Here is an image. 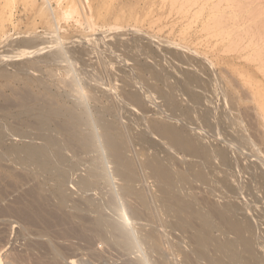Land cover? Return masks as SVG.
Returning a JSON list of instances; mask_svg holds the SVG:
<instances>
[{"label": "rangeland", "instance_id": "rangeland-1", "mask_svg": "<svg viewBox=\"0 0 264 264\" xmlns=\"http://www.w3.org/2000/svg\"><path fill=\"white\" fill-rule=\"evenodd\" d=\"M146 1H147V3H146ZM171 1L172 0H167V1L166 0L165 1L164 0L163 1H161V0H48V1L47 0H44V1L43 0H0V64H1L0 65V72H5L9 76H11L9 79H6L4 76H1V74H0V95H1L0 96V105H1L0 107H3L6 104L7 100H9V99L11 100V98L13 99L14 95L12 92L22 91V89L26 88V86H28L35 94H39V95L45 93V91L47 89V91L50 93L51 96L53 95L56 97V101H57L59 106H66V107L67 106H73L75 104V100L77 101V96H78V94H76V92L74 91L73 86H71L72 80L75 76L76 80L80 84L79 86L81 88H83V90H84L85 100H87L86 105H88V107H86V108L88 109L90 107L88 110L93 117H96L97 114L100 113L99 111L102 110L103 107L110 106L112 108V112L109 114L110 116H107V118L109 120H113V122H115L119 126L120 129L122 128V130L125 132V134H127L126 136L129 138V139L128 138L127 139L129 141V143L131 144V145L129 144L130 145L129 148H131V150H132L131 151L129 149L127 152V155L128 156L130 155L129 156L130 158H132L134 156V158L137 159L134 162H137V161L139 162V163L138 162L137 163L139 165L138 167H140V168L137 167V163H135V164H136L137 169H139V170H137V172L141 170L142 173L141 172L140 173L142 175H140V173L138 172V176L140 178V181L138 178L136 180V182L134 183V187L135 188L137 187L136 189H139L140 191H143L146 194L149 191L148 194L151 195V198L147 194L148 200L150 199V201H151V199H152V203H153V204L150 203L149 209H150V213L154 214V217H153V215L150 214V218L153 217L154 219L152 218V220L151 219L141 220V222H140V220H136L135 221L136 223L134 224V229H135V231H137L138 234L144 233V231H149V230H154V231H156V233L158 231V234L161 235L160 238L159 237L158 238L162 239L165 243L167 242V244L169 243L168 245L170 248L168 247L167 244L165 245V243L163 241L159 240V241H161L160 243L164 244L162 250H164V249L167 250L168 248H169V250L171 249L170 251L167 250L168 252L163 251V255L166 256L167 261L172 263V264H181V263L183 264L184 258H185L184 256L187 255L188 252L189 253L193 252V249H194V243L192 241V238H190V235H189V233L190 234L192 233L191 235H193L194 230H190L186 234L180 230H177V229H174L173 227H171V223H170L171 219L169 217H167V215L162 211V208H161L160 203H159L160 202L159 200L162 197V193L158 189L157 181L155 179H153V177L149 174L150 172L148 170H146V169L143 170V166H144L143 161L146 159V157L147 158H159L162 161H167L170 164V166H171V168H172V170H173V172L177 178V182H179L178 180H180V178H186V180H185L186 182L185 181L179 182L178 188L179 187H180L179 189L183 188L181 190V192L183 193V196H185L184 197L185 199L190 200L193 203H195V204H193V203L192 204H193V207L196 211L202 212L206 215H210V217H213V223L215 222L214 223V225H215L214 230L215 231H213L212 234L217 241L225 242V241H229V239H230V241H232L235 238V237H233V233L228 230V225L224 222L223 219H225V218L227 219L229 217L227 220L232 222V223H234V222L235 223H237V222H242V223L248 222L249 223L250 222V223H252V224L249 223L250 225H253V222H255L253 225V227L255 229L254 236H252V235L251 236L254 240V245H255L254 247L256 249L255 253H256V255L259 256L258 258H260L261 263L264 264V261H262L264 259V247H263L264 246V219H263L264 218V216H263L264 215V191H263L264 190V179L262 178V175H263L262 173H264L263 172V170H264V166H263L264 165V163H263L264 162V153H263L264 152V145L261 143V140H259V133L256 130V127L250 123L251 121L254 122V115L252 113V111H253L252 105L248 104V106L242 107L241 110H236L235 112L237 114L236 113L233 115L231 114V116L233 118L235 117L237 120L240 118L238 120V123L241 122L240 120H242V122H244V123H242V122L240 123V124H243L242 126L241 125H239V127L234 126V128L231 127V129H230L228 126L224 125V123H223L224 113H222V110L224 112V109L218 108V107H220V104L222 103V102H220V101H222L221 91H220V88H218V87L223 86L221 83V76L220 77L219 76H214V77L213 76H206L207 78L205 76H203V78L201 76H196V77L195 76H180L181 75V69H180V66H178L179 62L177 61L179 58V55H178V51H176V49H175L176 45H178L180 43L179 40L181 37L182 29H184V28L187 29L193 22H195V26L193 24L192 29L189 30V34L194 33L195 31H200L202 28L201 27L202 21L205 22V20H207V18H209L210 15L213 16V14H214V15H218V16L221 15L222 16V14H223L222 20L224 21V27L229 32H232L233 36L225 38V41H227L228 43L224 42V40H221L222 37L220 39L217 38L218 40L213 39V41L217 43V48H220V49L223 48L225 51L227 50L226 51L227 54H225V56H228V57L233 59V61L231 60L229 62V64L226 65L227 69L228 68L235 69L237 72H245V73L250 72V76H245V77L251 78L253 81V85L246 86L242 90L241 95L243 94L242 96L245 97V94L247 93V95H248V90H250L251 88H256L259 85H264V0H236V1L233 0L234 2L231 0H230L231 2L230 1L227 2L228 0L227 1L221 0L222 2L219 1V3H216V2H218V0H208V1L207 0H201V1L198 0L199 5L195 6L194 7L195 9L192 10L193 14H194V11L200 10L199 8L201 6H203V7L205 6V8L201 9L202 15L199 16L198 20L191 18L192 14L186 15L184 12L182 14V10L180 11V13H178L179 6L176 4H175L176 6L175 5L172 6L173 2L171 3ZM46 2H49V4ZM205 3H207V4H205ZM215 3L218 4L217 8L219 6V9H220V10H216L217 12L216 11L213 12V10H214L213 8L216 6ZM225 3H227V4H225ZM233 3H235V4H233ZM213 4H215V5H213ZM43 5H44V7H43ZM151 5H152V7H151ZM211 5H212V7L213 6L214 7L212 8ZM171 6L174 8H172ZM226 6L229 7L230 9L228 8V10H226L227 9ZM231 6H233V7H231ZM241 6H244V7L241 8ZM50 7L52 9L53 14L55 13V17H57V18H55L54 15H49ZM224 7H225V9H224ZM238 7H240V8L238 9ZM46 8H48V9H46ZM171 9L173 10V13H172ZM175 10L177 11L176 13H175ZM231 10H232V12H231ZM210 12H211V14H210ZM46 16H48V17H46ZM242 17H243V20H242ZM252 18H254L253 21L251 20ZM224 19H227V20L225 21ZM56 20H57V22H56ZM189 20H192V21H189ZM196 21H197V23H196ZM230 22H231V24H230ZM55 23L57 25H55ZM52 32H53V34H51ZM56 32H58V33H56ZM237 34H238V37H237ZM55 38H56V40H55ZM34 39L39 41L38 43H36L37 46L35 45L36 48L33 46V47H27L25 49V47H24L25 43H27L29 40H34ZM25 40H26V42H25ZM51 40H52V42H51ZM250 40L252 41V43H248V42H250ZM171 41H173V42H171ZM234 41H235L236 45L232 44V43H234ZM237 42H238V44H237ZM55 43H57V45ZM242 43H243V45H242ZM49 44L52 46H50ZM230 44H232L231 48L230 47L228 48V45L230 46ZM240 44L242 46H240ZM251 44H252V46H251ZM253 45L254 46L256 45V46L254 47ZM49 46L52 48H50ZM234 46H235V48L237 46V48L235 49ZM46 47L50 48L51 50L50 49L45 50ZM243 47H244V50H243ZM43 48H45V49H43ZM53 48H55V50ZM167 48H168V50H167ZM225 48H227V49H225ZM233 48L235 49L236 53H235V51L234 52L232 51V50H234ZM60 50L64 51V52H61ZM170 50L172 51L171 53H173L174 55H172V54L170 55ZM58 52L60 54H58ZM138 52H139V56L137 55ZM86 53H87V56H86ZM65 54H67V55H65ZM92 54L93 55L95 54V56L93 57ZM230 54H232V55H230ZM62 56L64 57V59H66V58L67 59L63 60ZM166 56H167V58H166ZM174 56L176 57L175 59L173 58ZM248 56H249V58H248ZM84 57H86V58H84ZM93 58L95 59V62L93 61L94 60ZM97 58H98V60H97ZM242 58H244V59H242ZM246 58H248V59H246ZM260 59H263V60L261 61ZM39 60H41V61H39ZM106 60L108 62H106ZM96 61L99 63H97ZM173 61H175V62H173ZM84 62H86V63H84ZM196 62H198V61L196 60ZM150 63H152V64H150ZM174 64H175V66L177 65V67H174ZM236 64H238V65H236ZM241 64H244V65L246 64V65L244 67V65L241 66ZM151 65H152V68H150ZM253 69H254V71H252ZM19 70H20V73H19ZM27 70H29L31 72V74L30 73H28V74L24 73V72H27ZM178 74H180V75H178ZM127 77H129V78H127ZM209 77H210V79L212 77L211 81H210ZM224 77H227V79L231 80L232 82H233V80H235V82H236L237 77H238V80H241L239 78L240 76H232V75L227 74V76H224ZM201 79H203L204 81ZM193 80H194V82H193ZM198 80L202 81L203 84L200 81L199 82L201 84L197 83ZM218 80H220V82ZM38 81L40 82L39 85H37V83H36ZM185 82H186V85H189V86H186ZM209 82H211V83H209ZM129 83H132V84H129ZM208 83L210 85L213 84V86L216 83L215 85L217 86V89L215 86L212 89V86H209ZM218 83H220L221 85ZM199 84H200V86H199ZM233 84H234V82H233ZM42 85H44V86H42ZM90 86H92V87H90ZM148 86L150 89L148 88ZM195 86L196 87L198 86V87L196 88ZM203 86H205V87H203ZM130 87H131V89H130ZM166 87H167V89H166ZM176 87H177V89H176ZM200 87L202 89H200ZM71 88H73V89H71ZM182 88H184V90ZM204 88L208 92L203 91ZM195 89H196V93H194ZM215 89L217 90V92H219V91L220 92L218 94H217V92L215 93V91H216ZM199 90H200V92H199ZM62 91L65 92V94H63ZM130 91L132 93L139 95V97L142 99V103H140L139 106H138V104H134V106H133L134 102H132V104L130 103V101H131L129 99V94L131 93ZM197 91L199 93L204 92L203 94L206 96V97H204L202 94V99L206 98V99H204L206 102L201 100L202 102H204L206 105L207 104H209V106L211 105L210 107H212V108L215 107V113L217 112L215 114L217 116L214 117L215 119L213 117H211V115L209 114L210 113V111H209L210 107H209V109L206 108L208 110H206L204 108L205 109V111H204V110H202V108L200 109V107L198 108L197 106H195L192 99H190V97L193 98L192 96H195V95H190V94H193V93L197 94L198 93ZM211 91H212V93H211ZM69 92H70V94H69ZM66 93H68L67 98L65 96ZM89 94L94 96V100H91L88 97V96H90ZM108 94H110V96ZM111 95L113 96L112 99L114 101H112V99L109 98V97H112ZM219 95H221V96H219ZM69 96H71V98H69ZM213 96H215V97H213ZM62 97H63V100H62ZM162 97H165V98H162ZM72 98H74V99H72ZM60 99H61V102H59ZM95 99H98V102ZM110 99H111V101H110ZM209 99H210V101H209ZM213 99H216V100H213ZM211 100H213L212 101L213 103L211 102ZM68 101H69V103H68ZM165 101H167V102H165ZM189 102H191V103H189ZM96 103H98L100 106ZM167 103H168V105H167ZM2 104H3V106H2ZM103 105H105V106H103ZM170 105H171V107H170ZM187 105L190 107H188ZM136 106H138V107H136ZM143 106H144V108H146V109H143L145 111L147 110L146 112L142 110ZM169 107L172 108L173 113L171 112L172 111L171 109L169 110ZM195 107L198 108V110ZM249 107H251V108H249ZM98 108H100L99 111L97 110ZM115 109H117V110H115ZM118 109L120 111H118ZM139 109L142 111H140ZM183 109L185 110V112ZM199 109H200V112L198 113ZM12 110H14V109H12ZM181 110H182V113L178 112ZM187 110H188V112H187ZM193 110H196L197 112L195 111V113H194ZM216 110H219V111L221 110V111L219 112ZM116 111L118 112V114H117L118 117H115V115L117 113ZM175 112H176V114H175ZM202 112L203 113L207 112L209 117L208 116L206 117L205 115H207V114L206 113L203 114ZM94 113L96 115H94ZM249 113L252 114L253 119H252L251 115H249ZM113 114H115V115H113ZM177 114H178V116L175 117V115H177ZM182 114H183V117H181ZM187 114H188V116H185ZM198 114H200V115H198ZM179 115H181L180 118H182V120L185 117L184 118L185 121L184 120L182 121L178 118L179 119L178 120L179 122H178L177 117H179ZM193 115H195V116H193ZM201 116H205V119L203 120L204 117H201ZM231 116H229V117H231ZM232 117L230 118V120L233 121L234 119ZM249 117H250V119H249ZM9 118H10L9 116H5V114L0 111V120H2V122H0L1 124H10L11 125L12 121L14 123L16 122V119L10 118V120H9ZM115 118L118 121H116ZM165 118H166V120H164ZM187 118H188V120H187ZM189 118H191V119H189ZM218 118H219V120L217 121ZM168 119H170V120H168ZM171 119L172 120L174 119V121H172ZM197 119H198V121H197ZM148 120H151L152 122L159 121V122L165 123V124L169 122V124H167V125L174 126V128H176L177 130H179L181 132L184 130L185 132L184 131L182 132L183 135L185 134L184 135L185 137L190 138L197 145L201 146L203 152L198 154V155H192L190 152L187 153L185 151L180 150L179 148L176 147L175 143H173L172 141H170L168 139L163 140V138H161L159 136H158V138L155 137L156 135L151 128V121H148ZM189 120L191 122H189ZM213 120L215 123H213ZM227 120H229V118ZM162 121H165V122H162ZM171 121L173 124L171 123ZM216 122H218L219 124ZM245 122H247V123L245 124ZM204 123L207 126L204 125ZM213 124L215 126H213ZM227 124H228V122H227ZM210 125H211V127L212 126L214 127V129L212 128L211 131H210L211 127L209 128ZM218 125H220V126H218ZM254 125H255V123H254ZM122 126H124V127H122ZM202 126H204V127H202ZM182 127H183V129H182ZM215 127L218 128L217 129L218 133H220L222 130L223 134L220 133L222 135L218 136L219 134L216 133ZM250 127H251V129H253L254 132L250 129ZM252 127H255V128H252ZM149 128H150V130H149ZM234 129H236V130L233 131ZM238 129H240L241 131H239ZM243 129H245L246 132H244ZM213 130L215 131V134H214ZM228 130H230V131L232 130L233 132H230ZM208 131H210L211 134L213 133L212 134L213 137L210 134V132H208ZM225 131H228V133L230 132V134H228V136H226L227 132H225ZM236 131H238V132H236ZM232 133H237L238 135H239V133L241 135H242V133H244V134L246 133V134H248L247 135L248 138L249 139L251 138L250 140H253L255 137L254 140L257 139L258 141L256 143V141L253 140L250 142V144H248V142L250 140L246 139L247 136L243 134L242 136H244V137L246 136L245 138L241 136L243 138V140L244 141H245V139L247 141L249 140L248 142L245 141L246 143L244 142L245 143V146H244V144L242 143L243 142L242 138L240 136H238L237 134H232ZM205 134L208 135L209 139L206 138ZM252 134L254 136L253 138H252ZM203 135H204V137H203ZM229 135L230 136L233 135V136H231L232 138ZM201 136L203 139H205L204 141L202 139H200ZM210 136H211V138H210ZM214 136H216V138L218 137L217 139L220 138V140H217ZM236 136L239 139L241 138L242 142H240V143H242L244 148H242V146L239 145L240 143L236 140V138H235ZM256 136H258V137H256ZM133 137L135 138L136 141L134 140ZM221 137L222 138L224 137V138L221 139ZM226 137H227V139H226ZM233 137L235 139H233ZM149 138H151L157 144L155 142H154V144H152V140ZM230 139H233L235 142L234 141H233L234 143L231 141L228 142ZM137 140L139 141L138 143H136ZM225 141H226V143H225ZM219 142H221V144ZM236 142L238 143V145ZM141 143L143 145H141ZM158 143H161V145L158 146ZM222 143H223V145H222ZM251 143H253L254 145L251 146L252 145ZM138 144L141 146H138ZM224 144H226V145H224ZM232 144H234V145L236 144L235 147H234V145H233V147L235 148V150L237 152L233 149V147H231ZM256 144H258V146ZM156 145L158 147H156ZM165 145H167L168 147L171 146V147H169L170 150L169 149L168 150L173 151V152L172 153L171 152L169 153V151L167 152L166 148H168V147ZM208 145H209V147H208ZM228 146H230V147H228ZM246 146H248V148ZM236 147L242 148V149L239 148V149H241L240 152H239V149H237ZM245 147L247 149H245ZM159 148H161L163 152ZM254 148L256 149V151H257V149H259V151L256 153L258 155V157H260L259 160H257L258 158H256V159L252 158V157H257V156H253V152H254V155L256 152V151H253ZM163 149H166L165 150L166 152ZM230 149H232L233 152ZM243 149H245V151H243ZM250 149H252V150L246 151V150H250ZM174 150H176V151L174 152ZM222 150L228 151V155L230 156L232 171L234 170L235 165L239 162V165L237 164L238 166H236L235 170L233 171L234 174L230 170L231 167L229 169L230 171H228V167L224 166V163L222 162V160H220L221 158H219L220 157L219 151H222ZM129 151H131V153ZM138 151H140V156L142 155L141 157H139V153H137ZM241 151H242V153H241ZM161 152H162V154H161ZM178 152H179V154H178ZM209 152L211 155L209 154ZM247 152L249 154H247ZM144 153L146 156L144 155ZM182 153H184V154H182ZM215 153H216V155H214ZM232 153H234L233 157L231 155ZM260 153H263V154H260ZM245 154L248 157L250 156L251 159L246 157ZM189 155H190V157H189ZM239 155H240V157H239ZM244 156H245V158H244ZM182 157H184V158H182ZM187 157H189V158H187ZM214 157H216V158H214ZM261 157H262V159H261ZM139 158L142 160H140ZM197 158H200L202 160V162H201V160L199 159V161L202 164L198 161ZM212 158L215 159V162ZM233 158H234V160L231 161V159H233ZM243 158H244V160H243ZM196 159H197V161H196ZM203 159H204V161H203ZM246 159H250L253 162L256 160V162L254 164H253V162H251L252 163V165H251V163L250 162L248 163V160H246ZM260 159L262 161L261 164L262 163L263 164L262 165L260 164V166H259V164H256V163L260 162ZM72 160L74 161V159H72ZM216 160H218V161L216 162ZM237 160H238V162H235ZM240 160H241V163H240ZM177 161H178V163H175ZM11 163L16 165V161L13 158H10V161L4 162V165H5L4 167L6 168V166H8V168H9V166L11 165L14 168L13 169L11 167L13 170H15L19 173H22V174H24V173L26 174V172L22 171L20 168H18L17 165L15 166V165H12ZM81 163L78 165V167H79L78 169L81 171H79L76 168L75 170L70 172L71 176L69 175V181L71 182V184L69 183L70 185L67 186V190L70 194L71 201L69 202L70 206L67 205L68 208L66 207L65 211L70 212L72 210L73 205L76 203L77 205H79L80 210L83 208L81 210V213H80L81 215L85 214V213H88L86 215H89V212H87L88 208H86L87 206L85 205L84 200H82L83 198L88 197V198H91L92 201L95 199L94 200L95 203H101V202L103 203V201L105 203L108 200V197H107V195L102 194L103 193L102 190L92 189L89 192L84 194V192H81L75 186V184L80 179V174L86 175L87 170H88V166H89L88 162L84 161ZM242 164L243 165L245 164V165L243 166ZM82 165H84V166H82ZM190 165H191V168H190ZM205 165H207V166H205ZM221 165H222V167H221ZM250 165L253 167H250ZM233 166H234V168H233ZM255 166H256V169H255ZM205 167H207L208 169ZM237 167H240V168L237 170ZM260 167H261L262 171L260 169L259 170L257 169ZM223 168H225V169H223ZM241 168H244V170L243 169L241 170ZM249 168H250V170H249ZM252 168H254L255 170ZM219 169H220V171H219ZM185 170H187V171H185ZM251 170H253V171H251ZM257 170L259 171V173L257 172ZM27 171L30 173L31 169H29ZM237 171L240 173H241V171L243 172V174L239 173L240 179H238V175H236L238 173ZM244 171H245V174H244ZM247 171L250 172V174L247 173ZM82 172H86V173H82ZM145 172H146V174H145ZM147 172H148V174H147ZM200 172H202V173H200ZM222 172L225 176L222 175ZM252 172L254 173V175H251ZM203 173H204V175H202ZM218 173H220V174H218ZM229 173L231 174V177H230ZM246 173H247V175H246ZM83 175H81V177ZM199 175L201 177L203 176L204 178L202 177L203 178L202 179ZM227 175H228V177H226ZM42 176H44V177H42ZM218 176H219V178H218ZM243 176H244V179H243ZM252 176L254 179H252ZM32 177H31V175H29V176L27 175V180H24V181L18 178L22 182H20L17 179V181H19L20 183L18 184L16 181V186H15V184L13 185V182L11 181V179L6 178L4 175H2V177L0 176V264H23V262H24V264H43L40 262L44 259L46 260V262H48L45 264H49L51 261L50 262L48 261V259H47L48 256H46V254L44 253V252H46L45 250L44 251L38 250L39 252L37 250L36 251H28L27 246H26L31 242V240H32V243L35 241L39 242L42 240V239H40V237H38V235H36V233L39 231L40 232L44 231L46 233L48 232L50 234V237H49V234L47 233V237H45L46 239L44 238L43 240L48 241L49 239H47V238H50L49 241L50 242L53 241L52 244L56 248L59 249V251L61 253V257L63 256V258H64V259L60 258L61 259L60 264H72L71 262L68 263L69 259H73L72 260L73 264H130L131 262L129 261V259L131 261H133L131 258H134V261H135V259L139 256V254L135 250H134V253L133 252H126L125 253V251L119 249L117 246H114V245L112 247H111V245L106 246V245H103L102 242H100V241L98 242V244L95 243V244H97V247H96V245H95V247L94 246L92 247L89 243H87L88 244L87 245L86 242H84V241L81 242L82 240L80 241L78 238L75 239V237L63 239V237H61V235L57 234V232L61 233L60 231L62 230V228H60V227L58 228V226H55V224L52 226L50 224V228L51 229L53 228L52 230L49 228V226L47 227V225H44V226L41 224L37 225V226L35 225L36 228H35V226L31 227V229L33 230L35 235L34 234L33 235H25L26 237L21 235L19 232L23 226V224H22L23 221L18 219V218H14L16 216H13V215L6 216L5 215L6 207L7 208L9 206L11 207V204H12V206H14L15 204H16L15 206H17L18 202L20 200H22L23 202L26 201L25 199H27L26 202L30 201V197L26 196V194L30 190L29 189L30 187L33 188L35 185H37L38 181L39 182H48L47 186H46L47 189L45 191V194L50 196L49 199L50 198L52 199V201H51V199H50V201L48 200L49 203L51 204V206L53 205V202H54L53 198L51 197V194L49 192V190L53 186V182L48 181L47 175L40 173V174H38V177L35 180H34V177L33 178ZM70 177H71V179H70ZM146 177H148V178H146ZM150 177L153 179L152 182H151L152 179ZM142 178H144V179H142ZM149 178H150V181L148 183ZM191 178H192V180H191ZM228 178H229V180H228ZM249 178H251L252 180L250 179L251 180L250 181ZM206 179H207V181H205ZM142 180H144V184H143ZM121 181H122L121 178H119L117 176L115 178V176L113 174V188L116 186L118 187L121 184H123V182L121 183ZM154 181H156V182H154ZM32 182H33V184H32ZM187 182H189V183H187ZM118 183H120V184H118ZM154 183H155V185H154ZM246 183L248 185H246ZM253 183H254V185H253ZM139 184H142V185L139 186ZM147 186H149V187H147ZM246 186L247 187L249 186V188L252 187V189L248 188L249 189L248 190V189H246ZM255 186H256V188H255ZM71 187L72 188L74 187V189H72ZM196 188H198V189L196 190ZM76 189H78V191ZM144 189H147L148 191L144 190ZM198 190H200V191L198 192ZM247 190H248V192H247ZM101 191H102V193H101ZM115 191H117V189H115ZM231 191H232V193H231ZM25 192H26V194H25ZM90 192L92 193V195L94 194L95 196H93V197L89 196ZM242 193L245 194L246 196L243 195ZM155 194H156V196H154ZM253 194H255V195H253ZM85 195H87V196H85ZM198 198H200V199H198ZM256 198H258V199H256ZM74 199H75V201H74ZM99 199H100V201H99ZM79 200L81 201V203H79L80 202ZM251 200H253V201H251ZM76 201H79V202H76ZM116 201H117V199H116ZM202 201H204V203H201ZM83 202H84V204H83ZM209 202L212 206H210ZM133 203H135V202L133 201ZM219 204H221V205L219 206ZM83 205H84V207H82ZM195 205H197V206H195ZM136 206L138 207V204H136ZM215 206H217V208L220 209L222 212L220 210H218ZM238 206H239V208H238ZM212 207H214V208H212ZM215 208L219 211V213H216L217 210ZM153 209H155V210L152 211ZM207 210H209V211L207 212ZM212 210H214V211H212ZM245 210H246V215H242V213L245 214ZM213 212H214V214H213ZM247 212H249V213L252 212L253 214L249 215ZM218 214H220V216ZM213 215L218 216V217H214ZM251 215H253V216H251ZM157 216L159 217L160 222L157 220L158 219ZM155 218L157 221L155 220ZM218 219L220 221H218ZM262 219H263V221H262ZM153 220H155L154 222H159V224L154 223ZM137 222H139V223H137ZM140 223H142L143 225ZM160 223H161V226H160ZM259 223H260V225H258ZM156 224H157V226H156ZM222 224L226 225V227L224 225L222 226ZM255 224H257V226ZM156 227H159L160 229H157ZM43 228H45V229H43ZM161 228H163V229H161ZM257 228H259V230ZM40 229H42V230H40ZM48 229H49V231H48ZM59 229H61V230H59ZM165 229H168V230L165 231ZM161 230L162 231L164 230L165 233L162 232ZM177 231L180 232V233L178 232L179 235L176 234ZM164 234H166V235H164ZM169 234H172V235H169ZM257 234H259L258 237H257ZM167 235H169V236H167ZM261 235H262V237H261ZM179 236H181V237H179ZM247 236L251 237L249 233L247 234ZM33 237H35V238H33ZM191 237H193V236H191ZM166 238H168L169 240H171L170 238H172V240L170 242H168V240ZM258 238L259 239L263 238V240L261 239L262 242ZM28 240L30 242H28ZM77 240H79V241H77ZM176 241H178L179 243H177ZM190 241H192V242L190 243ZM54 243L57 245H55ZM99 243H100V245H99ZM181 243H183V244L181 245ZM260 243H262V246L260 245ZM183 245H186L187 247L184 246V248H183ZM60 246L63 248V250ZM69 246H71V248ZM100 246L102 248H104L105 246L107 248L109 247V248H111V250H113V252L112 251L110 252V249H107V248H106V250L102 249ZM256 246H257V248H256ZM88 247L91 251L88 249ZM260 247L262 248L261 251H260ZM93 248L94 249L96 248L97 250H94ZM177 249L179 250V252ZM102 250H105V251L103 252ZM72 251H73V253H70ZM118 251L121 253H119ZM262 251H263V255H262ZM22 252H24V253H22ZM41 252H43V253H41ZM98 253H99V255L95 256V254H98ZM106 253H108V255ZM117 253H118V255H123V256L121 257L118 255H112V254H117ZM31 254H33V255H31ZM43 254H45V255H43ZM67 254H70L71 256H69ZM15 255H18V257ZM212 255L216 259L224 260L226 262L228 261V258L226 256H222L220 254H215V253ZM22 257H24V259H27V260L26 261L21 260V259H23ZM128 257H129V259H128ZM14 258H16V260L12 261V260H14ZM17 258H20V259H17ZM117 258H119V259H117ZM20 260H21V262H20ZM49 260H51V259H49ZM126 261H127V263H126ZM179 261H180V263H179ZM175 262H177V263H175ZM201 262H205L204 264H206V263L210 264L206 260L205 261L202 260ZM236 264H241V263H236Z\"/></svg>", "mask_w": 264, "mask_h": 264}, {"label": "bare ground", "instance_id": "bare-ground-1", "mask_svg": "<svg viewBox=\"0 0 264 264\" xmlns=\"http://www.w3.org/2000/svg\"><path fill=\"white\" fill-rule=\"evenodd\" d=\"M44 1V0H43ZM48 1V0H47ZM163 1V0H161ZM165 1V0H164ZM167 1V0H166ZM201 1V0H200ZM208 1V0H207ZM222 2L221 0H218L219 3ZM227 1V0H225ZM230 0H228L227 2H229ZM233 1V0H231ZM230 1V2H231ZM236 1V0H234ZM233 1V2H234ZM145 2V1H144ZM160 2V1H159ZM173 2V3H172ZM45 3V2H44ZM49 4V2H46ZM147 3V1H146ZM171 3L173 4L172 6H174L175 4L179 6V10L178 13H180V11L182 10V14L183 12L187 15V14H192L191 18L198 20L199 16L202 15V8H205V6H201L199 9L200 10H196L194 11V14L192 13V10L195 9L194 7L199 5L198 4V0H172ZM170 3V4H171ZM200 3V2H199ZM215 3V4H216ZM243 3V2H242ZM207 4V3H205ZM210 4V3H209ZM213 4V5H215ZM222 4V3H221ZM227 4V3H225ZM235 4V3H233ZM238 4V3H237ZM175 5V6H176ZM202 5V4H201ZM217 5L213 8L212 5L211 7L214 9V11L216 10H220L219 6L217 8ZM243 5V4H242ZM50 6V5H49ZM171 6V7H172ZM207 6V5H206ZM221 6V5H220ZM246 6V5H245ZM44 7V5H43ZM42 7V8H43ZM89 7V6H88ZM152 7V5H151ZM170 7V8H171ZM227 7V6H226ZM233 7V6H231ZM244 6H241V8ZM174 8V7H172ZM207 8V7H206ZM217 8V9H216ZM229 7H227L226 10H228ZM236 8V7H235ZM240 7H238L239 9ZM48 9V8H46ZM177 9V8H176ZM210 9V8H209ZM225 9V7H224ZM230 9V8H229ZM232 9V8H231ZM50 13L49 15H54L55 17V13L53 14L52 9L50 7ZM172 10V9H171ZM211 10V11H212ZM208 11V10H207ZM206 11V12H207ZM241 11V10H240ZM170 12V11H169ZM177 11L175 10V13ZM217 12V11H216ZM230 12V11H229ZM232 12V10H231ZM230 12V13H231ZM244 12V11H243ZM52 13V14H51ZM57 13V12H56ZM173 13V10H172ZM237 13V12H236ZM205 14V13H204ZM211 14V12H210ZM234 14V13H233ZM155 16V15H154ZM48 17V16H46ZM53 17V16H52ZM167 17V16H166ZM177 17V16H176ZM175 17V18H176ZM190 17V16H189ZM43 18V17H42ZM57 18V17H55ZM186 19V18H185ZM223 19V14L221 15H214L211 16L209 18H207V20H205V22L202 21V28L200 31H195L194 33H190L189 34V30L192 29V26L194 24L195 26V22H193L187 29H182L181 31V37H180V43L178 45H176V51H178V62L181 69V75L180 76H201L203 78V76H221V83L223 86L218 87L220 88L221 91V95H222V102L220 104V107H218L219 109H224V112L222 110V113H224L223 116V123L224 125L228 126L230 129L231 127L234 128V126H238L239 125H243L240 124L242 122V120H240L241 122L238 123V120L240 119H236L235 117L233 118L231 116V114H235L236 110H241L242 107L244 106H248V104L252 105V113L254 115V122H250L253 126L256 127V130L259 133V140H261V143L264 145V85H259L256 88H251L250 90H248V95L247 93L245 94V97L241 95L242 90L246 87V86H250L253 85V81L251 78L249 77H245V76H250V72L249 73H245V72H237L235 69H231L226 67V65L229 64V62L233 59L225 56L226 51L223 48H217V43L213 41V39H217V38H221V40L225 41V38L227 37H231L233 36L232 32H229L228 30H226V28L224 27V21ZM257 19V18H256ZM255 19V20H256ZM59 20V19H58ZM181 20V19H180ZM225 21L227 19H224ZM243 20V17H242ZM252 21L254 20V18L251 19ZM50 21V20H49ZM192 21V20H189ZM188 21V22H189ZM51 22V21H50ZM57 22V20H56ZM197 23V21H196ZM227 23V22H226ZM231 24V22H230ZM233 24V23H232ZM55 25H57L55 23ZM54 25V26H55ZM179 25V24H178ZM237 25V24H236ZM240 25V24H239ZM199 26V25H198ZM197 26V27H198ZM255 26V25H254ZM185 27V26H184ZM57 28V27H56ZM168 28V27H167ZM173 29V28H172ZM238 31V30H237ZM162 32V31H161ZM235 32V31H234ZM58 33V32H56ZM171 33V32H170ZM242 33V32H241ZM53 34V32L51 33ZM240 34V33H239ZM56 35V34H55ZM58 35V34H57ZM46 36V35H45ZM240 36V35H239ZM43 37V36H42ZM169 37V36H168ZM238 37V34H237ZM152 38V37H151ZM58 39V38H57ZM85 39V38H84ZM176 39V38H175ZM237 39V38H236ZM260 39V38H259ZM56 40V38H55ZM54 40V41H55ZM61 40V39H60ZM218 40V39H217ZM220 40V41H221ZM231 40V39H230ZM59 41V40H58ZM57 41V42H58ZM65 41V40H64ZM83 41V40H82ZM26 42V40H25ZM24 42V43H25ZM39 41L37 40H29L27 43H25V49L27 47H35V45L37 46L36 43H38ZM52 42V40H51ZM56 42V41H55ZM71 42V41H70ZM173 42V41H171ZM175 42V41H174ZM223 42V43H224ZM233 42V41H232ZM46 43V42H45ZM62 43V42H61ZM166 43V42H165ZM216 43V44H215ZM228 43V42H227ZM230 43V42H229ZM244 43V42H243ZM242 43V45H243ZM248 43H252V41L250 40V42ZM57 45V43H55ZM222 44V43H221ZM233 45L235 44L232 43ZM228 45V48H231V45ZM238 44V42H237ZM50 45V44H49ZM59 45V44H58ZM72 45V44H71ZM91 45V44H90ZM169 45V44H168ZM236 45V44H235ZM240 44V46H242ZM249 45V44H248ZM257 45V44H256ZM255 45V46H256ZM43 46V45H42ZM52 46V45H50ZM49 46V47H50ZM55 46V45H54ZM53 46V47H54ZM245 46V45H244ZM252 46V44H251ZM254 46V45H253ZM254 46V47H255ZM169 47V46H168ZM253 47V48H254ZM36 48V47H35ZM34 48V49H35ZM52 48V47H50ZM50 48H43L45 50L50 49ZM90 48V47H89ZM166 48V47H165ZM235 48V46H234ZM233 48V49H234ZM237 48V46H236ZM235 48V49H236ZM247 48V47H246ZM55 50V48H53ZM57 49V48H56ZM93 49V48H92ZM103 49V48H102ZM227 49V48H225ZM232 50L233 52L235 51ZM239 49V48H238ZM250 49V48H249ZM38 50V49H37ZM51 50V49H50ZM63 50V49H62ZM100 50V49H99ZM168 50V48H167ZM242 50V49H241ZM244 50V47H243ZM42 51V50H41ZM61 51V50H60ZM119 51V50H118ZM231 51V52H232ZM36 52V51H35ZM50 52V51H49ZM48 52V53H49ZM57 52V51H56ZM64 52V51H61ZM90 52V51H89ZM121 52V51H120ZM136 52V51H135ZM169 52V51H168ZM172 51L170 50V55H174L173 53H171ZM24 53V52H23ZM22 53V54H23ZM129 53V52H128ZM127 53V54H128ZM236 53V51H235ZM238 53V52H237ZM244 53V52H243ZM258 53V52H257ZM260 53V52H259ZM19 54V53H18ZM50 54V53H49ZM55 54V53H54ZM58 54H60L58 52ZM62 54V53H61ZM64 54V53H63ZM169 54V53H168ZM229 54V53H228ZM242 54V53H241ZM256 54V53H255ZM254 54V55H255ZM27 55V54H26ZM67 55V54H65ZM139 56V52L137 54ZM176 55V54H175ZM232 55V54H230ZM234 55V54H233ZM257 55V54H256ZM24 56V55H23ZM51 56V55H50ZM49 56V57H50ZM59 56V55H58ZM71 56V55H70ZM76 56V55H75ZM85 56V55H84ZM87 56V53H86ZM92 56L94 57L95 54ZM97 56V55H96ZM168 56V55H167ZM166 56V58H167ZM252 56V55H251ZM26 57V56H25ZM29 57V56H28ZM63 57V56H62ZM247 57V56H246ZM256 57V56H255ZM51 58V57H50ZM66 58V57H65ZM86 58V57H84ZM96 58V57H95ZM174 59L176 58L175 56L173 57ZM245 58V57H244ZM242 58V59H244ZM249 58V56H248ZM246 58V59H248ZM61 59V58H60ZM63 60L64 57L62 58ZM77 59V58H76ZM94 59V58H93ZM122 59V58H121ZM150 59V58H149ZM7 60V59H6ZM98 60V58H97ZM129 60V59H128ZM131 60V59H130ZM196 60L198 62H196ZM261 61L263 59H260ZM41 61V60H39ZM60 61V60H59ZM95 62V59L93 60ZM118 61V60H117ZM127 61V60H126ZM158 61V60H157ZM239 61V60H238ZM244 61V60H243ZM252 61V60H251ZM70 62V61H69ZM75 62V61H74ZM97 62V61H96ZM106 62H108L106 60ZM175 62V61H173ZM236 62V61H235ZM257 62V61H256ZM255 62V63H256ZM86 63V62H84ZM99 63V62H97ZM120 63V62H119ZM118 63V64H119ZM169 63V62H168ZM233 63V62H232ZM101 64V63H100ZM105 64V63H104ZM116 64V63H115ZM145 64V63H144ZM152 64V63H150ZM178 64V63H177ZM200 66H198V65ZM235 64V63H234ZM247 64V63H246ZM245 64V65H246ZM1 65V64H0ZM60 65V64H59ZM75 65V64H74ZM173 65V64H172ZM225 65V66H224ZM238 65V64H236ZM240 65V64H239ZM244 64H241V66ZM244 65V67H245ZM81 66V65H80ZM79 66V67H80ZM88 66V65H87ZM148 66V65H147ZM248 66V65H247ZM253 66V65H252ZM90 67V66H89ZM142 67V66H141ZM174 67H177V65ZM199 67V68H198ZM146 68V67H145ZM152 68V65L151 67ZM157 68V67H156ZM248 68V67H247ZM246 68V69H247ZM91 69V68H90ZM23 70V69H22ZM158 70V69H157ZM16 71V70H15ZM113 71V70H112ZM159 71V70H158ZM254 71V69L252 70ZM17 72V71H16ZM9 73V72H8ZM20 73V70H19ZM22 73V72H21ZM24 73H30L31 72L29 70H27V72ZM34 73V72H33ZM73 73V72H72ZM117 73V72H116ZM124 73V72H123ZM179 73V72H178ZM1 76H4L6 79H9L11 76H9L7 73L5 72H0ZM159 74V73H158ZM228 75H232V76H240L239 78L241 80H238L237 77V81L235 82V80H233V82L231 80H228L227 76ZM36 75V74H35ZM49 75V74H48ZM116 75V74H115ZM128 75V74H127ZM161 75V74H160ZM34 76V75H33ZM98 76V75H97ZM158 76V75H157ZM163 76V75H162ZM260 76V75H259ZM164 77V76H163ZM43 78V77H42ZM45 78V77H44ZM129 78V77H127ZM158 78V77H157ZM199 78V77H198ZM207 78V77H206ZM47 79V78H46ZM93 79V78H92ZM133 79V78H132ZM210 79V77H209ZM212 79V77H211ZM210 79V81H211ZM219 79V78H218ZM234 79V78H233ZM48 80V79H47ZM50 80V79H49ZM95 80V79H94ZM164 80V79H163ZM203 80V79H201ZM29 81V80H28ZM51 81V80H50ZM132 81V80H131ZM162 81V80H161ZM198 80L197 83H202V81ZM204 81V80H203ZM214 81V80H213ZM220 82V80H218ZM99 82V81H98ZM194 82V80H193ZM192 82V83H193ZM206 82V81H205ZM37 85L40 84V82H36ZM123 83V82H122ZM133 83V82H132ZM129 83V84H132ZM160 83V82H159ZM191 83V84H192ZM200 83V84H201ZM211 83V82H209ZM208 83V84H209ZM217 83V82H216ZM215 83V84H216ZM21 84V83H20ZM68 84V83H67ZM70 84V83H69ZM199 84V86H200ZM214 84V86L217 89V86ZM220 84V83H218ZM217 84V85H218ZM80 84L78 83V81L76 80V77L74 76L73 80H72V85L74 88V91L76 92V94H78L77 96V101L75 100V104L73 106H59L57 101H56V97L55 96H51L50 93L47 91H45V93L43 94H35L28 86H26V88L22 89V91H17V92H12L13 93V99L11 98V100H7L6 104L3 107H0V111L3 112L5 114V116H9L10 118H14L16 119V122L14 123L12 121V124H1L0 123V176L2 177V175H4L6 178L11 179V181L13 182V185L15 184L16 186V181L17 179H21V180H27V175H31V177H34V180L37 179L38 174H45L48 177V181L49 182H53V186L51 187V189L49 190L51 197L53 198V205L51 206V204L49 203L50 199L47 194H45V191L47 189V183L48 182H39L37 183V185H35L33 188L30 187L29 191H28V195L26 194V196L30 197V201L26 202L27 199H25L26 201L23 202L22 200H20L18 202L17 206H9L8 208L6 207L5 210V215H13L16 216L14 218H18L20 220L23 221V226L20 230V234L25 236V235H35V233L33 232V230L31 229V227L33 226H37V225H47V227L49 226L50 228V224L51 226L55 224V226H58V228H62L59 229L61 230V233H58L59 235H61V237L64 238H74L75 239H79L81 242H86L89 243L92 247L96 245L98 242H102L103 245H111V247L117 246L119 249L125 251L126 252H133L134 250L139 254V256L135 259L131 258L133 261H131L129 259V261L132 264H172L170 262L167 261L166 256L163 255V251L168 252L167 250H169V243L167 244V242L165 243L162 239L160 238V234H158V231L156 233V231L154 230H149V231H144V233H140L138 234L137 231H135L134 229V224L136 223V220H146V219H151L154 217V214L150 213V203H152V199L150 201V199L148 200V196L149 195V191H148V196L146 193H144L143 191H140L139 189H136L134 187V183L136 182V180L139 178L138 176V172L140 173V171L137 172V167L139 166L137 162H134L135 159L134 156L132 158H130L127 155L128 150L131 148L130 147V143L128 141V137L126 136L127 134H125V132L122 130V128L120 129L119 126L113 122V120H109L107 118V116H110L109 114L112 112V108L110 106L107 107H103L102 110H100V108H98L97 110L100 112L99 114H97L96 117H93L91 115V113L89 112V108L87 109L86 107H88V105H86V101L85 100V94H84V90L83 88H81L79 86ZM94 85V84H93ZM147 85V84H146ZM186 85V82H185ZM198 85V84H197ZM205 85V84H204ZM221 85V84H220ZM44 86V85H42ZM47 86V85H46ZM132 86V85H131ZM189 86V85H186ZM193 86V85H192ZM191 86V87H192ZM209 86H212L213 89V84ZM89 87V86H88ZM92 87V86H90ZM147 87V86H146ZM196 87V86H195ZM198 87V86H197ZM196 87V88H197ZM205 87V86H203ZM21 88V87H20ZM71 88V89H73ZM101 88V87H100ZM106 88V87H105ZM149 88V86H148ZM250 88V87H249ZM58 89V88H57ZM126 89V88H125ZM131 89V87H130ZM129 89V90H130ZM150 89V88H149ZM167 89V87H166ZM177 89V87H176ZM184 90V88H182ZM199 89V88H198ZM200 89H202L200 87ZM215 89V90H216ZM54 90V89H53ZM62 90V89H61ZM142 90V89H141ZM51 91V90H50ZM132 91V90H131ZM130 91V92H131ZM178 91V90H177ZM186 91V90H185ZM192 91V90H191ZM190 91V92H191ZM203 91H206V89L204 88ZM213 91V90H212ZM211 91V93H212ZM219 91V90H218ZM219 91V92H220ZM63 92V91H62ZM164 92V91H163ZM180 92V91H179ZM194 92V91H193ZM198 92V91H197ZM200 92V90H199ZM196 93V89L195 92L193 94L190 95H195L192 96L193 98L190 97V99H192L193 103L195 104V106H197L198 108L200 107V109L202 108V110L205 111L206 108L209 109V104H205L204 102H206L204 99H202V94L204 92L201 93ZM208 92V91H206ZM217 92V90L215 91V93ZM217 92V94L219 93ZM3 93V92H2ZM210 93V92H209ZM244 93V92H243ZM63 94H65V92H63ZM70 94V92H69ZM111 94V93H110ZM110 94H108L110 96ZM184 94V93H183ZM206 94V93H205ZM216 94V95H217ZM3 95V94H2ZM7 95V94H6ZM68 93H66V98ZM90 95V94H89ZM159 95V94H158ZM189 95V96H190ZM213 95V94H212ZM215 95V96H216ZM219 95V96H221ZM1 96V95H0ZM61 96V95H60ZM112 96V95H111ZM145 96V95H144ZM173 96V95H172ZM204 97H206L203 94ZM210 96V95H209ZM208 96V97H209ZM213 96V97H215ZM9 97V96H8ZM74 97V96H73ZM91 100H94V96L90 95L88 96ZM167 97V96H166ZM186 97V96H185ZM218 97V96H217ZM65 98V97H64ZM69 98H71V96H69ZM75 98V97H74ZM72 98V99H74ZM109 98H113L109 97ZM108 98V99H109ZM143 98V97H142ZM165 98V97H162ZM177 98V97H176ZM76 99V98H75ZM110 99V101H111ZM119 99V98H118ZM129 99L131 100L130 103L134 104H139L142 103V99L139 97V95L135 94V93H130L129 94ZM128 99V100H129ZM146 99V98H145ZM183 99V98H182ZM211 99V98H210ZM209 99V101H210ZM218 99V98H217ZM220 99V100H221ZM63 100V97H62ZM98 102V99H95ZM201 100H203L204 102H202ZM216 100V99H213ZM211 100V102L213 101ZM109 101V100H108ZM112 101H114L112 99ZM170 101V100H169ZM172 101V100H171ZM188 101V100H187ZM61 102V99L60 101ZM65 102V101H64ZM71 102V101H70ZM129 102V101H128ZM167 102V101H165ZM210 102V103H211ZM69 103V101H68ZM144 103V102H143ZM191 103V102H189ZM208 103V102H207ZM213 103V102H212ZM98 104V103H96ZM113 104V103H112ZM145 104V103H144ZM188 104V103H187ZM193 104V105H194ZM218 104V103H217ZM247 104V105H246ZM66 105V104H65ZM86 105V106H85ZM99 105V104H98ZM168 105V103H167ZM1 106V105H0ZM100 106V105H99ZM98 106V107H99ZM105 106V105H103ZM130 106V105H129ZM136 106V107H138ZM188 106V105H187ZM117 107V106H116ZM171 107V105H170ZM169 107V110L172 108ZM175 107V106H174ZM190 107V106H188ZM222 107V108H221ZM96 108V107H95ZM133 108V107H132ZM140 108V107H139ZM142 108V107H141ZM196 108V107H195ZM198 108H196L198 110ZM205 108V109H204ZM251 108V107H249ZM14 109V110H12ZM143 109H146L142 108ZM175 109V108H174ZM180 109V108H179ZM194 109V108H193ZM200 109L198 111V113L200 112ZM206 109V110H208ZM251 109V110H252ZM117 110V109H115ZM140 110V109H139ZM140 110V111H142ZM176 110V109H175ZM178 110V109H177ZM184 110V109H183ZM189 110V109H188ZM187 110V112H188ZM92 111V110H91ZM118 111H120L118 109ZM145 111V110H143ZM147 111V110H146ZM145 111V112H146ZM194 113L196 110H193ZM210 111V115L211 117H215L217 115H215V107H210L209 109ZM219 111V110H216ZM221 111V110H220ZM219 111V112H220ZM117 112V111H116ZM173 113V110L171 111ZM182 113L181 111H178ZM185 112V110H184ZM191 112V111H190ZM197 112V111H196ZM208 112V111H207ZM207 112H205L207 114ZM241 112V111H240ZM247 112V111H246ZM96 113V112H95ZM94 113V115H96ZM98 113V112H97ZM121 113V112H120ZM119 113V114H120ZM193 113V114H194ZM203 113V112H202ZM203 113V114H205ZM248 113V112H247ZM118 112L113 115H115V117L117 116ZM176 114V112H175ZM237 114V113H236ZM200 115V114H198ZM249 115L252 114L249 113ZM2 116V115H1ZM112 116V115H111ZM137 116V115H136ZM174 116V115H173ZM178 116L175 115V117ZM181 115H179V117H177V121L180 119L182 120V118H180ZM185 116H188L185 115ZM195 116V115H193ZM206 117L208 116L205 115ZM205 116H201L204 117L203 120L205 119ZM231 116L234 120H230ZM244 116V115H243ZM114 117V116H113ZM120 117V116H119ZM174 117V118H175ZM183 117V114L182 116ZM200 117V116H199ZM209 117V116H208ZM246 117V116H245ZM244 117V118H245ZM9 118V120H10ZM179 118V119H178ZM185 118V117H184ZM183 118V120H184ZM198 118V117H197ZM217 118V117H216ZM229 118V120H227ZM247 118V117H246ZM2 119V118H1ZM119 119V118H118ZM191 119V118H189ZM211 119V118H210ZM215 119V118H214ZM222 119V118H221ZM250 119V117H249ZM253 119V117H252ZM116 120V118H115ZM153 120V119H152ZM166 120V118L164 119ZM170 120V119H168ZM172 120V119H171ZM176 120V119H175ZM182 120V121H183ZM188 120V118H187ZM194 120V119H193ZM192 120V121H193ZM207 120V119H206ZM219 120V118L217 119V121ZM118 121V120H116ZM151 121V120H148ZM174 121V119L172 120ZM171 121V123H172ZM185 121V120H184ZM198 121V119H197ZM221 121V122H222ZM247 121V120H246ZM0 122H2V120H0ZM120 122V121H119ZM125 122V121H124ZM147 122V121H146ZM165 122V121H162ZM176 122V121H175ZM179 122V121H178ZM189 122H191L189 120ZM228 122V124H227ZM122 123V122H121ZM197 123V122H196ZM213 123L214 120H213ZM218 123V122H216ZM244 123V122H242ZM247 122H245L246 124ZM255 123V125H254ZM123 124V123H122ZM145 124V123H144ZM149 124V123H148ZM168 123H161L159 121H155L152 122L151 121V128L153 130V132L155 133V137L158 138L161 137L164 139H168L170 141H172L173 143H175L176 147L179 148L182 151L185 152H190L192 155H198L200 153L203 152L201 146L197 145L194 141H192L190 138H187L183 135V131H179L176 128H174V126H170L167 125ZM173 124V123H172ZM219 124V123H218ZM204 125H206L204 123ZM223 125V124H222ZM250 125V124H249ZM150 126V125H149ZM207 126V125H206ZM213 126H215L213 124ZM211 127V125L209 126L210 131L212 130V128L214 129V127ZM220 126V125H218ZM124 127V126H122ZM204 127V126H202ZM227 127V128H228ZM252 127V128H255ZM185 128V127H184ZM206 128V127H205ZM237 128V127H236ZM241 128V127H240ZM244 128V127H243ZM183 129V127H182ZM204 129V128H203ZM217 127H215L216 133L217 132ZM246 129V128H245ZM244 130V132H246ZM251 129V127H250ZM150 130V128H149ZM221 130V129H220ZM236 129H234L233 131H235ZM239 131H241L240 129H238ZM253 131V129H251ZM255 130V131H256ZM205 131V130H204ZM208 131V132H210ZM214 131V130H213ZM230 131V130H228ZM227 132L226 136H228V134H230V132H233L232 130L228 133ZM127 132V131H126ZM152 132V131H151ZM185 132V131H184ZM207 132V131H206ZM205 132V133H206ZM238 132V131H236ZM254 132V131H253ZM192 133V132H191ZM222 133V130L221 132ZM222 135V134H220ZM252 133V132H251ZM153 134V133H152ZM211 134V132H210ZM213 134V133H212ZM211 134V135H212ZM215 134V131H214ZM232 134H237V133H232ZM244 133H242L243 135ZM187 135V134H186ZM196 135V134H195ZM206 135V134H205ZM238 135V134H237ZM240 133L238 136H242ZM244 135H248V134H244ZM251 135V134H250ZM200 136V135H199ZM198 136V137H199ZM224 136V135H223ZM230 136V135H229ZM233 136V135H231ZM230 136V137H231ZM245 136V137H246ZM146 137V136H145ZM144 137V138H145ZM151 137V136H150ZM204 137V135H203ZM213 137V135H212ZM216 138V136H214ZM244 137V136H242ZM241 137V138H242ZM244 137V138H245ZM253 134H252V138H253ZM258 137V136H256ZM128 138V139H127ZM134 138V137H133ZM132 138V139H133ZM206 138H208V135H206ZM211 138V136H210ZM218 138V137H217ZM216 138V139H217ZM224 138V137H223ZM221 137V139H223ZM229 138V137H228ZM232 138V137H231ZM236 140L240 143L242 142L245 146V143L248 141L245 139V141L242 138L239 139L237 136L235 137ZM233 137V139H235ZM151 139V138H149ZM155 139V138H154ZM203 141L205 139L201 138ZM214 139V138H213ZM227 139V137H226ZM230 139L228 142H233L234 140ZM239 139V140H238ZM255 139V137H254ZM253 139V140H254ZM135 140V138H134ZM145 140V139H144ZM152 140V139H151ZM158 140V139H157ZM161 140V139H160ZM201 140V141H202ZM217 140H220L217 139ZM225 140V139H224ZM250 140L248 142V144H250L251 141ZM136 141V140H135ZM159 141V140H158ZM199 141V140H198ZM257 143V139L254 140ZM139 141L137 140L136 143H138ZM155 141L152 140V144H154ZM213 142V141H212ZM218 142V141H217ZM235 142V141H234ZM233 142V143H234ZM245 142V143H244ZM135 143V142H134ZM156 143V142H155ZM164 143V142H163ZM221 144V142H219ZM226 143V141H225ZM237 143V142H236ZM242 143H240L239 145L242 146V148H244V146L242 145ZM130 144V145H129ZM157 144V143H156ZM201 144V143H200ZM210 144V143H209ZM212 144V143H211ZM215 144V143H214ZM229 144V143H228ZM227 144V145H228ZM253 146L254 144L251 143ZM259 144V143H258ZM258 144H256L258 146ZM135 145V144H134ZM137 145V144H136ZM141 145H143L141 143ZM138 144V146H141ZM161 145V143H158V146ZM204 145V144H203ZM223 145V143H222ZM226 145V144H224ZM231 145V144H230ZM234 144H232L231 147H233ZM236 145V144H235ZM234 145V147H235ZM238 145V143H237ZM156 145V147H158ZM167 146V145H165ZM213 146V145H212ZM219 146V145H218ZM143 147V146H142ZM164 147V146H163ZM168 147V146H167ZM171 147V146H169ZM166 148L167 152L170 150V148ZM209 147V145H208ZM207 147V148H208ZM230 147V146H228ZM233 147V149L235 150V148ZM248 148V146H246ZM245 147V149H247ZM250 147V146H249ZM133 148V147H132ZM136 148V147H135ZM206 148V147H205ZM211 148V147H210ZM237 149L241 148V147H236ZM241 148V149H242ZM253 148V147H252ZM257 148V147H256ZM259 148V147H258ZM138 149V148H137ZM149 149V148H148ZM161 149V148H159ZM166 149H163L164 151ZM169 149V150H168ZM173 149V148H172ZM176 149V148H175ZM214 149V148H213ZM239 149V152L240 150ZM245 149H243V151H245ZM263 149V148H262ZM139 150V149H138ZM232 152L233 150L230 149ZM250 150H246V151H251ZM261 150V149H260ZM132 151V150H131ZM131 151H129L131 153ZM146 151V150H145ZM162 151V149H161ZM176 150H174L175 152ZM211 151V150H210ZM236 151V150H235ZM253 151H256V149L254 148ZM259 151V149H257V151L253 152V156H257V157H252L253 159L258 158L257 160H259L260 157H258V155L256 154ZM134 152V151H133ZM132 152V153H133ZM163 152V151H162ZM161 152V154H162ZM166 152V151H165ZM172 153L173 151H169V153ZM237 152V151H236ZM261 152V151H260ZM137 153H139V157L140 156V151H138ZM142 153V152H141ZM213 153V152H212ZM231 153V152H230ZM242 153V151H241ZM244 153V152H243ZM246 153V152H245ZM264 153V152H263ZM260 153V154H263ZM135 154V153H134ZM143 154V153H142ZM164 154V153H163ZM174 154V153H173ZM179 154V152H178ZM184 154V153H182ZM210 154V152H209ZM232 153V157H233ZM240 154V153H239ZM247 154H249L247 152ZM133 155V154H132ZM131 155V156H132ZM145 155V153H144ZM143 155V156H144ZM208 155V154H207ZM211 155V154H210ZM216 155V153L214 154ZM241 155V154H240ZM239 155V157H240ZM146 156V155H145ZM144 156V157H145ZM155 156V155H154ZM160 156V155H159ZM167 156V155H166ZM203 156V155H202ZM219 158H221L220 160H222V162L224 163V166L228 167V171H232V166H231V162H230V156L228 155V151L227 150H222L219 151ZM237 156V155H236ZM242 156V155H241ZM246 156V154H245ZM244 156V158H245ZM137 157V156H136ZM162 157V156H161ZM160 157V158H161ZM165 157V156H164ZM169 157V156H168ZM190 157V155H189ZM187 157V158H189ZM235 157V156H234ZM238 157V156H237ZM248 157V156H246ZM10 158H13L16 161V165L18 168H20L22 171H25L26 174H22L19 173L15 170H13L14 168L10 165L9 168L8 166H6V168L4 167V162H8L10 161ZM143 158V157H142ZM184 158V157H182ZM216 158V157H214ZM243 158V160H244ZM250 158V156L248 157ZM74 159V161L72 160ZM134 159V160H133ZM140 159V158H139ZM198 161L200 158H197ZM196 159V161H197ZM213 159V158H212ZM241 159V158H240ZM251 159V158H250ZM250 159H246L248 160V163L253 162ZM262 159V157H261ZM261 159L260 162L256 163V164H261ZM76 160V161H75ZM142 160V159H140ZM194 160V159H193ZM201 160V159H200ZM215 162V159H213ZM219 160V161H220ZM233 159H231V161H233ZM245 160V161H246ZM250 160V161H249ZM87 161L89 166H88V170L87 173L86 172H82V173H86V175L80 174V179L79 181L75 184V186L81 191L87 193L92 189H98V190H102L101 193L103 195H107L108 200L104 203H95V199L92 201L91 198H83L82 200H84L85 205L87 206L86 208H88L87 212H89V215H86L88 213L85 214H80L81 213V209L79 208V205H77L76 203L73 205L72 210L70 212H66L65 208L67 207V205H69V202L71 201V197L70 194L67 190V186L71 184V182L69 181V175L70 172L75 170L76 168L78 169V165L81 162ZM204 161V159H203ZM206 161V160H205ZM218 160H216L217 162ZM244 161V162H245ZM200 162V161H199ZM198 162V163H199ZM202 162V160H201ZM200 162V163H201ZM209 162V161H208ZM235 162H238L235 161ZM256 162V160L253 162V164ZM137 163V167L136 164ZM175 163H178L175 162ZM183 163V162H182ZM211 163V162H210ZM219 163V162H218ZM241 163V160H240ZM264 163V162H263ZM262 163V164H263ZM12 165H15L13 163H11ZM82 164V163H81ZM84 164V163H83ZM202 164V163H201ZM239 165V162L237 163ZM235 165L236 166L238 165ZM246 164V163H245ZM244 164V165H245ZM261 164V165H262ZM15 165V166H16ZM143 170H148L150 173V175L153 177V179H155L157 181V185H158V189L161 191L162 193V197L159 200L160 202V206L162 208V211L167 215V217H169L171 220V227H173L174 229L180 230L184 233L187 234V232H189L190 230H194V234L190 235V238H192V241L194 243V249L193 252L189 253L187 255H185L184 257V262L183 264H204L205 262H201L202 260H206L207 262H209L210 264H236V263H241V264H262L260 258H258L259 256L256 255L255 253V245H254V240L252 238V236H254V232L255 229L253 227V225H250L252 223H248V222H237V223H232L230 221H228L227 219L229 218H225L223 219L224 222L228 225V230L231 231L233 233V237L234 240L230 241H225V242H220L217 241L214 236H213V231H215V225L213 223V217H210V215H206L202 212L196 211L193 207V203L190 200L185 199L183 196V193L181 192V190L183 189H179L178 188V184L180 181H185L186 178H180V180H178L179 182H177V178L170 166V164L167 161H162L159 158H147L143 161ZM219 165V164H218ZM243 165V164H242ZM243 165V166H244ZM252 165V163H251ZM250 167H253L251 166ZM81 166V165H80ZM84 166V165H82ZM177 166V165H176ZM207 166V165H205ZM220 166V165H219ZM247 166V165H246ZM258 166V167H259ZM264 166V165H263ZM13 169H12V168ZM201 167V166H200ZM209 167V166H208ZM222 167V165H221ZM220 167V168H221ZM231 167V169H230ZM249 167V166H248ZM262 167V166H261ZM260 168H257L258 170ZM82 168V167H81ZM85 168V167H84ZM83 168V169H84ZM140 168V167H138ZM191 168V165H190ZM207 168V167H205ZM234 168V166H233ZM234 168V170H235ZM240 167H237V170ZM245 168V167H244ZM244 168H241V170ZM263 168V167H262ZM31 169L30 173L27 171ZM203 169V168H202ZM208 169V168H207ZM218 169V168H217ZM216 169V170H217ZM225 169V168H223ZM230 169V170H229ZM246 169V168H245ZM254 169V168H252ZM256 169V166H255ZM254 169V170H255ZM79 170V169H78ZM85 170V169H84ZM233 170V171H234ZM247 170V169H246ZM250 170V168H249ZM248 170V171H249ZM257 170V172L259 173V171ZM81 171V170H79ZM187 171V170H185ZM220 171V169H219ZM232 171V172H233ZM250 174V172H248ZM253 171V170H251ZM262 171V170H261ZM260 171V172H261ZM212 172V171H211ZM227 172V171H226ZM231 172V173H232ZM238 172V171H237ZM236 172V173H237ZM264 172V170H263ZM142 173V172H141ZM140 173V175H142ZM202 173V172H200ZM235 173V174H236ZM240 172H238L236 175H238V179H240ZM241 173L243 174V172L241 171ZM240 173V174H241ZM246 173V175H247ZM113 174L116 178L119 177L122 179L121 183L123 182V184H121L120 186H115L113 188ZM146 174V172H145ZM148 174V172H147ZM199 174V173H198ZM206 174V173H205ZM211 174V173H210ZM220 174V173H218ZM228 174V173H227ZM230 174V173H229ZM234 174V172H233ZM232 174V175H233ZM245 174V171H244ZM261 174V173H260ZM262 178L264 179V173H262ZM81 175H83L81 177ZM149 175V176H150ZM204 175V173L202 174ZM215 175V174H214ZM222 175L225 176L222 172ZM245 175V176H246ZM251 175H254V173L252 172ZM250 175V176H251ZM71 176V175H70ZM79 176V175H78ZM200 176V175H199ZM216 176V175H215ZM32 177V178H33ZM44 177V176H42ZM195 177V176H194ZM201 177V176H200ZM203 177V176H202ZM201 177V178H202ZM206 177V176H205ZM228 177V175L226 176ZM231 177V174H230ZM234 177V176H233ZM237 177V176H236ZM249 177V176H248ZM145 178V177H144ZM142 178V179H144ZM148 178V177H146ZM151 178V177H150ZM150 178L148 180V183L150 181ZM204 178V177H203ZM202 178V179H203ZM219 178V176H218ZM258 178V177H257ZM18 179V180H19ZM71 179V177H70ZM75 179V178H74ZM152 179V178H151ZM153 179L151 180V182L153 181ZM227 179V178H226ZM231 179V178H230ZM237 179V180H238ZM244 179V176H243ZM251 178H249L250 180ZM252 179L253 176H252ZM251 179V180H252ZM2 180V179H1ZM45 180V179H44ZM43 180V181H44ZM115 180V179H114ZM192 180V178H191ZM229 180V178H228ZM246 180V179H245ZM250 180V181H251ZM259 180V179H258ZM20 181V180H19ZM17 181V183L19 184L22 181ZM140 181V178H139ZM143 184H144V180ZM154 181V182H156ZM201 181V180H200ZM207 181V179L205 180ZM243 181V180H242ZM15 182V183H14ZM26 182V181H25ZM34 182V181H33ZM32 182V184H33ZM115 182V181H114ZM186 182V181H185ZM194 182V181H193ZM198 182V181H197ZM240 182V181H239ZM238 182V183H239ZM253 182V181H252ZM251 182V183H252ZM70 183V184H69ZM138 183V182H137ZM189 183V182H187ZM192 183V182H191ZM205 183V182H204ZM262 183V182H261ZM17 184V185H18ZM36 184V183H35ZM51 184V183H50ZM120 184V183H118ZM117 184V185H118ZM147 184V183H146ZM145 184V185H146ZM73 185V184H72ZM142 184H139V186ZM155 185V183H154ZM246 185H248L246 183ZM254 185V183H253ZM259 185V184H258ZM144 186V185H143ZM181 186V185H180ZM193 186V185H192ZM202 186V185H201ZM227 186V185H226ZM149 187V186H147ZM187 187V186H186ZM191 187V186H190ZM198 187V186H197ZM205 187V186H204ZM261 187V186H260ZM72 188V187H71ZM157 188V187H156ZM235 188V187H234ZM249 186H246V189H248ZM256 188V186H255ZM74 189V187L72 188ZM78 189H76L78 191ZM115 189H117V191H115ZM198 188H196L197 190ZM206 189V188H205ZM229 189V188H228ZM249 189H252L249 188ZM248 189V190H249ZM152 190V189H151ZM195 190V191H196ZM231 190V189H230ZM247 190V192H248ZM254 190V189H253ZM259 190V189H258ZM153 191V190H152ZM193 191V190H192ZM200 190H198L199 192ZM243 191V190H242ZM264 191V190H263ZM236 192V191H235ZM253 192V191H252ZM94 193V192H93ZM100 193V194H101ZM160 193V194H161ZM185 193V192H184ZM197 193V192H196ZM202 193V192H201ZM232 193V191H231ZM255 193V192H254ZM198 194V193H197ZM243 194V193H242ZM250 194V193H249ZM245 195V194H243ZM248 195V194H247ZM255 195V194H253ZM257 195V194H256ZM87 196V195H85ZM91 197L95 196L94 194L92 195V193L90 192ZM156 196V194L154 195ZM198 196V195H197ZM246 196V195H245ZM83 197V196H82ZM187 197V196H186ZM200 197V196H199ZM242 197V196H241ZM254 197V196H253ZM25 198V197H24ZM158 198V197H157ZM226 198V197H225ZM240 198V197H239ZM117 199V201H116ZM200 199V198H198ZM206 199V198H205ZM204 199V200H205ZM254 199V198H253ZM258 199V198H256ZM19 200V199H18ZM49 200V201H48ZM78 200V199H77ZM203 200V199H202ZM214 200V199H213ZM240 200V199H239ZM260 200V199H259ZM52 201V199H51ZM75 201V199H74ZM80 201V200H79ZM76 201V202H79ZM97 201V200H96ZM100 201V199H99ZM133 201L138 204V207L136 206L135 203H133ZM150 201V202H149ZM200 201V200H199ZM224 201V200H223ZM248 201V200H247ZM253 201V200H251ZM83 202V204H84ZM156 202V201H155ZM238 202V201H237ZM257 202V201H256ZM16 203V202H15ZM81 203V201L79 202ZM193 203V204H192ZM198 203V202H197ZM200 203V202H199ZM201 203H204V201H202ZM219 203V202H218ZM228 203V202H227ZM242 203V202H241ZM259 203V202H258ZM153 204V203H152ZM210 204V202H209ZM214 204V203H213ZM247 204V203H246ZM82 205V204H81ZM198 205V204H197ZM195 205V206H197ZM218 205V204H217ZM221 204H219L220 206ZM238 205V204H237ZM70 206V205H69ZM210 206H212L210 204ZM231 206V205H230ZM246 206V205H245ZM263 206V205H262ZM84 207V205L82 206ZM153 207V206H152ZM209 207V206H208ZM217 208V206H215ZM235 207V206H234ZM237 207V206H236ZM68 208V207H67ZM154 208V207H153ZM203 208V207H202ZM214 208V207H212ZM215 208V209H216ZM239 208V206H238ZM214 209V210H215ZM218 209V208H217ZM216 209V210H217ZM246 209V208H245ZM249 209V208H248ZM70 210V209H69ZM85 210V209H84ZM155 209H153L152 211H154ZM212 210V211H214ZM215 210V211H216ZM220 210V209H218ZM217 210V211H218ZM232 210V209H231ZM239 210V209H238ZM243 210V209H242ZM209 210H207L208 212ZM211 211V210H210ZM216 213H219V211ZM221 211V210H220ZM234 211V210H233ZM222 212V211H221ZM227 212V211H226ZM259 212V211H258ZM84 213V212H83ZM157 213V212H156ZM212 213V212H211ZM224 213V212H223ZM222 213V214H223ZM249 215L253 214L252 212H247ZM150 214L153 215L152 218H150ZM214 214V212H213ZM221 214V215H222ZM230 214V213H229ZM233 214V213H232ZM260 214V213H259ZM263 214V213H262ZM220 216V214H218ZM242 215H246V210H245V214L242 213ZM214 216V215H213ZM248 216V215H247ZM253 216V215H251ZM264 216V215H263ZM11 217V216H10ZM214 217H218V216H214ZM222 217V216H221ZM220 217V218H221ZM227 217V216H226ZM231 217V216H230ZM237 217V216H236ZM249 217V216H248ZM255 217V216H254ZM12 218V217H11ZM157 220L159 221V217L157 216ZM223 218V217H222ZM221 218V219H222ZM239 218V217H238ZM51 219V220H50ZM154 219V218H153ZM215 219V218H214ZM244 219V218H243ZM248 219V218H247ZM254 219V218H253ZM261 219V218H260ZM264 219V218H263ZM262 219V221H263ZM156 220V218H155ZM153 220V222L155 221ZM156 220V221H157ZM242 220V219H241ZM21 221V222H22ZM169 221V220H168ZM215 221V220H214ZM218 221H220L218 219ZM257 221V220H256ZM144 222V221H143ZM160 222V221H159ZM159 222H154V223H158ZM164 222V221H163ZM223 222V221H222ZM139 223V222H137ZM147 223V222H146ZM221 223V222H220ZM257 223V222H256ZM142 224V223H140ZM143 225V224H142ZM154 225V224H153ZM224 224H222L223 226ZM257 226V224H255ZM260 225V223L258 224ZM35 226V228H36ZM139 226V225H138ZM151 226V225H150ZM157 226V224H156ZM161 226V223H160ZM159 226V227H160ZM226 227V225H224ZM142 227V226H141ZM144 227V226H143ZM159 227H156L157 229H160ZM46 228V227H45ZM43 228V229H45ZM155 228V227H154ZM256 228V227H255ZM38 229V228H37ZM51 229V228H50ZM53 229V228H52ZM51 229V230H52ZM156 229V230H157ZM163 229V228H161ZM218 229V228H217ZM259 230V228H257ZM42 230V229H40ZM168 229H165V231H167ZM46 231V230H45ZM49 231V229H48ZM162 231V230H161ZM174 231V230H173ZM172 231V232H173ZM257 231V230H256ZM51 232V231H50ZM54 232V231H53ZM164 232V230L162 231ZM179 231H177L176 234H178ZM217 232V231H216ZM48 233V232H47ZM47 233L46 232H37L36 235H38V237H40V239H42L41 241L37 242H33L32 240L31 242L28 240V242H30L27 246L28 251H40V250H45L46 252H44L46 254L48 261L50 262L49 264H60L61 259H64L63 256L61 257V253L59 251L58 248H56L52 242H50V238L48 241L47 240H43L45 237H47ZM165 233V232H164ZM180 233V232H179ZM218 233V232H217ZM250 234L251 237H248L247 234ZM258 233V232H257ZM49 234V233H48ZM159 236H158V235ZM168 234V233H167ZM261 234V233H260ZM166 235V234H164ZM172 235V234H169ZM167 235V236H169ZM179 235V234H178ZM177 235V236H178ZM222 235V234H221ZM225 235V234H224ZM232 235V234H231ZM235 235V236H234ZM259 234H257L258 237ZM22 236V237H23ZM193 236V237H191ZM227 236V235H226ZM230 236V235H229ZM228 236V237H229ZM256 236V235H255ZM26 237V236H25ZM31 237V236H30ZM50 237V234H49ZM59 237V236H58ZM159 237V238H158ZM166 237V236H165ZM181 237V236H179ZM232 237V236H231ZM262 237V235H261ZM35 238V237H33ZM60 238V237H59ZM169 238V237H168ZM168 238H166L168 240V242H170L172 240V238H170L171 240H169ZM183 238V237H182ZM27 239V238H26ZM46 239V238H45ZM57 239V238H56ZM62 239V238H61ZM62 239V240H63ZM256 239V238H255ZM259 239V238H258ZM263 240V238H261ZM261 239H259L261 241ZM77 240V241H79ZM163 241L165 243V245H168V249H164L162 250L164 244L160 243L161 241ZM166 240V241H167ZM184 240V239H183ZM258 240V241H259ZM56 241V240H55ZM174 241V240H173ZM190 241V243L192 242ZM222 241V240H221ZM257 241V240H256ZM259 241V242H260ZM177 243H179L178 241H176ZM185 242V241H184ZM262 242V241H261ZM97 243V244H95ZM27 244V243H26ZM55 244V243H54ZM183 243H181L182 245ZM57 245V244H55ZM59 245V244H58ZM77 245V244H76ZM81 245V244H80ZM85 245V244H84ZM88 245V244H87ZM100 245V243H99ZM162 245V246H161ZM260 245L262 246V243H260ZM259 245V246H260ZM101 248L105 249L107 247ZM177 246V245H176ZM186 245H183V248ZM258 246V247H259ZM61 247V246H60ZM59 247V248H60ZM71 248V246H69ZM166 247V246H165ZM187 247V246H186ZM264 247V246H263ZM62 248V247H61ZM67 248V247H66ZM73 248V247H72ZM173 248V247H172ZM182 248V247H181ZM257 248V246H256ZM69 249V248H68ZM76 249V248H75ZM74 249V250H75ZM83 249V248H82ZM89 249V247H88ZM92 249V248H91ZM94 249V248H93ZM110 249V252L113 250H111V248H107ZM114 249V248H113ZM174 249V248H173ZM176 249V248H175ZM261 247H260V251H261ZM63 250V248H62ZM67 250V249H66ZM90 250V249H89ZM94 250H97L96 248ZM100 250V249H99ZM98 250V251H99ZM105 250H102L103 252ZM171 250V249H170ZM169 250V251H170ZM178 250V249H177ZM38 251V252H39ZM91 251V250H90ZM93 251V250H92ZM116 251V250H115ZM189 251V250H188ZM67 252V251H66ZM69 252V251H68ZM75 252V251H74ZM77 252V251H76ZM96 252V251H95ZM108 252V251H107ZM119 252V251H118ZM135 252V253H136ZM179 252V250H178ZM24 253V252H22ZM43 253V252H41ZM70 253H73L70 252ZM94 253V252H93ZM97 253V252H96ZM121 253V252H119ZM170 253V252H169ZM220 254L222 256H226L228 258V261H224V260H220V259H216L215 257H213L212 254ZM261 253V252H260ZM27 254V253H26ZM43 254V255H45ZM66 254V253H65ZM75 254V253H74ZM73 254V255H74ZM108 255V253H106ZM132 254V253H131ZM137 254V255H138ZM33 255V254H31ZM69 256H71L70 254H67ZM99 255L95 254V256ZM112 255H118L117 254H112ZM125 255V254H124ZM136 255V256H137ZM166 255V254H165ZM262 255H263V251H262ZM18 257V255H15ZM45 256V257H46ZM118 256H123V255H118ZM126 256V255H125ZM173 256V255H172ZM25 257V256H24ZM24 257H22L23 261H26L27 259H24ZM127 257V256H126ZM125 257V258H126ZM171 257V256H170ZM38 258V257H37ZM174 258V257H173ZM20 259V258H17ZM51 259V260H49ZM75 259V258H74ZM114 259V258H113ZM116 259V258H115ZM119 259V258H117ZM122 259V258H121ZM120 259V260H121ZM124 259V258H123ZM171 259V258H170ZM16 258H14L15 261ZM20 260V262H21ZM68 260V259H67ZM73 259H69L68 263H72L73 264ZM176 260V259H175ZM227 260V259H226ZM22 261V262H23ZM65 261V260H64ZM63 261V262H64ZM264 261V259L262 260ZM110 262V261H109ZM125 262V261H124ZM13 263V262H12ZM40 263H48L46 262V260H42ZM67 263V262H66ZM127 263V261H126ZM130 263V264H131ZM174 263V262H173ZM177 263V262H175ZM180 263V261H179ZM24 264V262H23ZM182 264V263H181ZM207 264V263H206Z\"/></svg>", "mask_w": 264, "mask_h": 264}]
</instances>
